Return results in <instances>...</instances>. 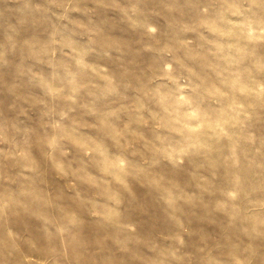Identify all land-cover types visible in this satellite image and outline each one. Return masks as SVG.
Instances as JSON below:
<instances>
[{
  "label": "clouds",
  "instance_id": "obj_1",
  "mask_svg": "<svg viewBox=\"0 0 264 264\" xmlns=\"http://www.w3.org/2000/svg\"><path fill=\"white\" fill-rule=\"evenodd\" d=\"M16 2L0 264H264V0Z\"/></svg>",
  "mask_w": 264,
  "mask_h": 264
},
{
  "label": "rangeland",
  "instance_id": "obj_2",
  "mask_svg": "<svg viewBox=\"0 0 264 264\" xmlns=\"http://www.w3.org/2000/svg\"><path fill=\"white\" fill-rule=\"evenodd\" d=\"M22 7L20 3H17L16 0H0V24L5 23L8 20H12L14 22L15 18L19 17V13L16 9ZM97 23H102V27H104L105 31L116 36L121 41L128 42L134 45V42L137 38V34L132 32L127 25L121 24L119 21V17L116 13L113 12H105L100 11L95 17ZM137 60L141 59L140 57H136ZM4 79H9V74L7 71L4 73ZM0 101H2V106L6 109L7 104L11 102V98L7 95L6 91L3 88H0ZM135 218L141 219L138 214H134ZM153 219H159V210L156 209L154 215L150 216L148 219V223L151 224ZM169 226L164 225L163 223H159L157 225V231H166ZM192 227L194 229H199L200 227H204L205 230H210L212 235H218L219 230L216 228H210L207 224L200 225L197 223H193ZM151 231L147 226L142 229V232L147 234ZM195 239V238H192Z\"/></svg>",
  "mask_w": 264,
  "mask_h": 264
}]
</instances>
